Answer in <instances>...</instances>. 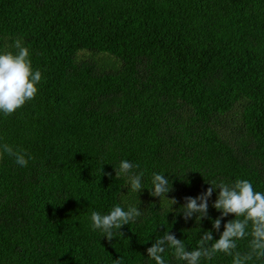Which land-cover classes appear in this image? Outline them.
<instances>
[{"label":"trees","instance_id":"1","mask_svg":"<svg viewBox=\"0 0 264 264\" xmlns=\"http://www.w3.org/2000/svg\"><path fill=\"white\" fill-rule=\"evenodd\" d=\"M15 39L42 80L0 118L3 142L32 157H0V264H147L170 225L195 246L192 219L164 218L149 189L121 187V159L139 165L144 187L153 171L170 174L174 209L213 178L264 191V0H0V50ZM121 199H138L142 217L100 237L90 212Z\"/></svg>","mask_w":264,"mask_h":264},{"label":"clouds","instance_id":"2","mask_svg":"<svg viewBox=\"0 0 264 264\" xmlns=\"http://www.w3.org/2000/svg\"><path fill=\"white\" fill-rule=\"evenodd\" d=\"M15 51L0 50V118L6 117L32 100L38 92V85L42 80L41 71L33 68L31 53L22 39H15L12 43ZM11 156L20 167L27 166L32 159L25 150H17L0 137V157ZM139 168L127 159H121L113 167L114 178L123 176L126 187L133 193L142 188L149 189L153 197L159 198V209L165 218L169 212L180 213L184 220L192 219L195 223V246L190 247L185 238H177L169 231L171 225L151 238L150 246L145 249L147 264H169L165 258L167 251L176 264H209L218 254L230 257L229 264H264V191L256 190L248 179L236 178L231 181L224 179H210L208 187L196 196L184 197V203L177 208L175 198L166 196L171 190V180L164 170L153 171L148 177L150 187H144L142 178L144 172L136 171ZM107 175V174H106ZM211 207L219 215L212 218L208 214L209 200ZM140 201L128 202L121 199L106 213L92 210L88 219L90 228L97 231L100 237L107 240L123 236L120 231L123 225L136 223L143 212L138 207ZM224 220L221 230L222 219ZM202 219H208L210 229L201 231ZM161 225V224H160ZM218 236L214 239L213 232ZM150 240V239H148ZM146 240V241H148ZM245 241L244 250L238 247L239 242ZM112 264H121V258L112 259Z\"/></svg>","mask_w":264,"mask_h":264},{"label":"rangeland","instance_id":"3","mask_svg":"<svg viewBox=\"0 0 264 264\" xmlns=\"http://www.w3.org/2000/svg\"><path fill=\"white\" fill-rule=\"evenodd\" d=\"M87 56H88V54H87ZM115 60V59H114ZM116 61V60H115Z\"/></svg>","mask_w":264,"mask_h":264}]
</instances>
